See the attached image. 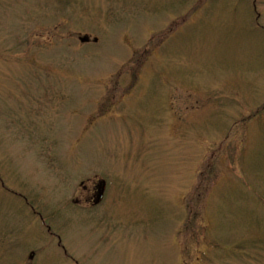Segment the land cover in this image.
I'll return each mask as SVG.
<instances>
[{"label":"rangeland","instance_id":"1","mask_svg":"<svg viewBox=\"0 0 264 264\" xmlns=\"http://www.w3.org/2000/svg\"><path fill=\"white\" fill-rule=\"evenodd\" d=\"M259 194L264 0H0V264H264Z\"/></svg>","mask_w":264,"mask_h":264},{"label":"trees","instance_id":"2","mask_svg":"<svg viewBox=\"0 0 264 264\" xmlns=\"http://www.w3.org/2000/svg\"><path fill=\"white\" fill-rule=\"evenodd\" d=\"M258 196H259L258 200L263 202L262 200H264V194H259ZM240 249H243V248L241 247ZM262 249H264V242H260L257 245V250H262Z\"/></svg>","mask_w":264,"mask_h":264},{"label":"water","instance_id":"3","mask_svg":"<svg viewBox=\"0 0 264 264\" xmlns=\"http://www.w3.org/2000/svg\"><path fill=\"white\" fill-rule=\"evenodd\" d=\"M88 40H89L88 37H82V38H81V41H83V42H87ZM100 199H101V197H100ZM100 199H99V200H100Z\"/></svg>","mask_w":264,"mask_h":264},{"label":"flooded vegetation","instance_id":"4","mask_svg":"<svg viewBox=\"0 0 264 264\" xmlns=\"http://www.w3.org/2000/svg\"><path fill=\"white\" fill-rule=\"evenodd\" d=\"M99 188H100V187H99ZM99 188H98V189H99ZM100 191H103V187H102V189H100V190H99V192H98V193H100Z\"/></svg>","mask_w":264,"mask_h":264}]
</instances>
